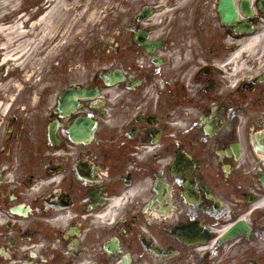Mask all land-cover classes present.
<instances>
[{
  "label": "flooded vegetation",
  "instance_id": "af4514ba",
  "mask_svg": "<svg viewBox=\"0 0 264 264\" xmlns=\"http://www.w3.org/2000/svg\"><path fill=\"white\" fill-rule=\"evenodd\" d=\"M160 2L153 23L122 4L121 103L64 116L76 68L51 58L31 86L0 67V264H264V15L243 35L219 0ZM253 36L262 69L242 82L230 59ZM79 118L96 123L86 145L70 138ZM228 223L244 229L222 243Z\"/></svg>",
  "mask_w": 264,
  "mask_h": 264
},
{
  "label": "rangeland",
  "instance_id": "374dc122",
  "mask_svg": "<svg viewBox=\"0 0 264 264\" xmlns=\"http://www.w3.org/2000/svg\"><path fill=\"white\" fill-rule=\"evenodd\" d=\"M6 1L8 0H0V4ZM58 1L65 3L69 7H72L75 3V0ZM77 1L81 4L83 0ZM43 2V0H17L14 4L22 9H20L21 13L19 12V15L22 13L30 15L41 9ZM122 4L126 7L136 6L137 8L142 4L148 5L149 0H92L90 7L92 9L99 8L100 15L95 20H88L84 14V19L75 26V30L71 33V40L66 39L62 42L61 45L63 47L70 46L72 48V51H68L67 53H65L64 50L66 49H64L62 51V57L64 69L75 64L77 65L78 71L77 74H75L77 78L76 81H74L75 84H86V79L90 81L93 75H97V73L100 72L102 67L99 64L103 60V57L106 58L108 55L105 53L107 51L106 49H109V44L107 43L108 38H116L118 40V34L122 33V11L124 9ZM94 12L95 10L90 11V13ZM12 16H14V14H12ZM78 17L79 16H77L76 19ZM38 53L39 56L24 58V65L26 64L27 67L24 65L21 67H23V71L26 72L25 76L28 74V77H25L26 79H33L39 70L37 69L34 71L29 69L33 63L36 64L38 60L42 59V52L40 54V51H38ZM20 60L21 59L17 60V62ZM28 61L30 62V66L28 65ZM17 65L18 64H16V66ZM14 67V65H11L9 70H12ZM14 70L15 72L13 73L19 76L23 72L21 68Z\"/></svg>",
  "mask_w": 264,
  "mask_h": 264
},
{
  "label": "bare ground",
  "instance_id": "6f19581e",
  "mask_svg": "<svg viewBox=\"0 0 264 264\" xmlns=\"http://www.w3.org/2000/svg\"><path fill=\"white\" fill-rule=\"evenodd\" d=\"M16 1L8 0L0 4V39L3 43L0 52L4 53L1 56L4 65L18 53L32 57L37 56L40 51L47 58L57 50L62 41L71 40V33L84 19V14L88 20H95L100 15L99 8L90 7L92 0H83L81 4L75 0L72 7L58 0H43L40 10L30 15L14 17L12 14L18 9L14 4ZM92 10L95 12L90 13ZM77 16L79 17L76 19ZM32 18L35 19L31 23ZM16 60L15 58V62Z\"/></svg>",
  "mask_w": 264,
  "mask_h": 264
},
{
  "label": "water",
  "instance_id": "95a60500",
  "mask_svg": "<svg viewBox=\"0 0 264 264\" xmlns=\"http://www.w3.org/2000/svg\"><path fill=\"white\" fill-rule=\"evenodd\" d=\"M222 6L224 7V6H228L229 8H232L231 7V2H230V0L228 1V3H222ZM223 7H222V9H223ZM231 13H232V15L234 16L235 14H234V12H232L231 11ZM232 15H230V13H229V15H223V17H222V19H223V21L224 22H227V23H230L231 22V19H232ZM109 79H114V76H110L109 77ZM113 82H115V80L113 81ZM112 84V83H111ZM73 96H76V97H78V98H86V97H88L87 96V93L86 92H84V91H79V92H77V93H74L73 94ZM69 100L70 99H68V96H64L63 97V100H62V103H67V102H69Z\"/></svg>",
  "mask_w": 264,
  "mask_h": 264
}]
</instances>
